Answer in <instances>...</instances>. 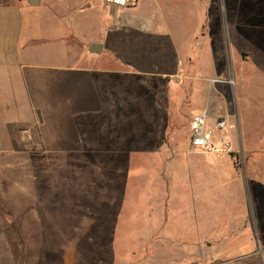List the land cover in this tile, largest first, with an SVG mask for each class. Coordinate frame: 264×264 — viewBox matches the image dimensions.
<instances>
[{"label":"crops","instance_id":"crops-1","mask_svg":"<svg viewBox=\"0 0 264 264\" xmlns=\"http://www.w3.org/2000/svg\"><path fill=\"white\" fill-rule=\"evenodd\" d=\"M173 1L137 0L120 10L104 0H0V224L10 221L3 209L13 205L10 200L23 199L19 205L25 206L27 193H41L45 172L54 168L49 174L54 173V199L82 196L77 206L88 209L70 210L69 202L66 209L54 206V216L109 214L114 229H121L123 178L129 173L130 198L145 199L146 207L142 212L135 206L131 229H146L142 246L163 247L171 256L169 215L187 185L195 184L200 169L204 179L224 180L235 168L227 155L200 153L179 131L204 109L201 101L188 106L187 98H172L169 90L185 83L170 78L172 69L178 72L187 63L184 37L177 44L158 27L177 11L154 13ZM165 39L173 52L161 47ZM96 45L100 53L90 52L99 50ZM170 150L177 152L174 158ZM139 167L148 168L146 176ZM139 190L146 196L140 198ZM211 232L195 246L183 244L171 261L244 262L240 247L250 246L251 235L234 227L231 235L238 239L223 246ZM261 244L258 236L250 246L255 255ZM204 247L211 253L204 256ZM187 248L194 254L188 256Z\"/></svg>","mask_w":264,"mask_h":264},{"label":"rangeland","instance_id":"rangeland-1","mask_svg":"<svg viewBox=\"0 0 264 264\" xmlns=\"http://www.w3.org/2000/svg\"><path fill=\"white\" fill-rule=\"evenodd\" d=\"M163 12H176L169 15L168 24L158 26L165 34L177 44L188 35L180 41L188 59L185 68L178 72L172 69L170 76L185 83L169 89L175 93L172 98H187L188 106L193 100L197 104L201 101L202 109L208 107L206 128L213 130L215 141L221 136L215 128L216 111L230 116L235 125V151L224 154L234 163V171H226L224 180H208L200 169V177L195 184L187 185L189 191L169 215L174 240L168 248L177 251L183 244L195 246L210 228L211 235L223 246L238 239L231 235L234 227H242L243 234L251 235L250 246L256 245L258 236L264 244V0H177L170 7L155 8L154 14ZM169 46L173 52L165 39L161 47ZM242 52L249 54L247 59L242 58ZM197 111L192 108V114ZM190 127L191 116L179 130L185 131V142L191 139ZM209 155L216 157L215 153ZM139 169L146 176L148 168ZM51 170L45 172L41 193H27L25 206L19 205L23 199H11L13 205L3 208L5 217L11 216L8 224H0V264H179L171 261L178 251L167 248L170 256L163 254V247L142 246L148 235L146 229H131L135 206L138 204L142 212L146 207L145 199H137L136 203L131 200L129 173L123 178V224L115 230L109 214L96 219L83 214L54 216V206L66 209L70 202V210L87 207L77 206L82 204V196L76 201L54 199ZM139 192L140 198L146 196ZM250 246L240 247L247 257L242 264H264ZM194 251L187 248L186 253L189 256ZM203 252L204 256L211 253L207 247ZM187 261L196 264L189 257Z\"/></svg>","mask_w":264,"mask_h":264},{"label":"built area","instance_id":"built-area-1","mask_svg":"<svg viewBox=\"0 0 264 264\" xmlns=\"http://www.w3.org/2000/svg\"><path fill=\"white\" fill-rule=\"evenodd\" d=\"M104 2L112 7L120 10H126L134 6L137 0H104ZM219 82V81H218ZM233 85V81H228ZM208 108L198 113L191 123V142L192 147L202 154H213L222 156L224 154L230 155L235 151L233 130L235 126L230 122L228 116H218L215 119V128L221 131V136L217 141L214 140V132L212 129L206 128V120L209 117ZM217 144V145H216ZM218 145L220 147H218ZM175 150H170V157L174 158ZM257 255L264 263V245H259Z\"/></svg>","mask_w":264,"mask_h":264},{"label":"water","instance_id":"water-1","mask_svg":"<svg viewBox=\"0 0 264 264\" xmlns=\"http://www.w3.org/2000/svg\"><path fill=\"white\" fill-rule=\"evenodd\" d=\"M95 47L98 48L99 50H94V49L90 48V52H92V53H100V51H101L100 49L102 47L100 45H96ZM241 56H242L243 59H247L248 53L247 52H242Z\"/></svg>","mask_w":264,"mask_h":264}]
</instances>
